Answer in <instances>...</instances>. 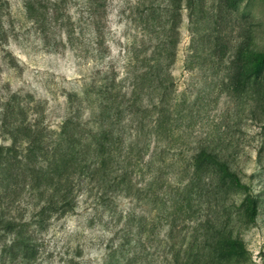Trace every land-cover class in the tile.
Listing matches in <instances>:
<instances>
[{
    "label": "trees",
    "instance_id": "16d2710c",
    "mask_svg": "<svg viewBox=\"0 0 264 264\" xmlns=\"http://www.w3.org/2000/svg\"><path fill=\"white\" fill-rule=\"evenodd\" d=\"M112 2L11 8L22 16L14 41L33 37L43 57L80 41L85 54L68 75L42 70L6 129L0 264H218L241 244L223 214H261L264 180L240 166L232 122L203 132L196 123L221 96L232 101L231 90L248 88L264 106V47L203 40L216 36L211 11L183 17L198 0H121L113 12L125 41H115Z\"/></svg>",
    "mask_w": 264,
    "mask_h": 264
},
{
    "label": "rangeland",
    "instance_id": "374dc122",
    "mask_svg": "<svg viewBox=\"0 0 264 264\" xmlns=\"http://www.w3.org/2000/svg\"><path fill=\"white\" fill-rule=\"evenodd\" d=\"M18 1L0 0V144L5 145L10 142L6 129L10 124L16 123L19 117L18 102L28 91L38 88L42 80L40 72L62 71L61 75H68L72 72L71 67H75L85 54V46L80 44V41H74L75 48H70V44L56 55L45 57L41 55L33 37L25 41L19 33L18 39L22 38L20 41H14L11 28L13 25L19 29L21 25L19 19L22 16L20 13L11 16L10 11L11 8H16ZM120 1L115 0L113 4L111 3L108 16V21L114 28L112 37L115 41H125L121 31L117 30L120 28L121 19L113 12L116 3ZM201 5L213 14V21L211 20L207 29L208 31L214 29L216 33L215 37L206 36L203 40L228 41L232 44L253 38L264 47V0H198L196 5H188L184 10L185 22L194 18L196 6ZM189 39L190 33L184 30L180 43L181 50ZM230 52L226 51L225 55ZM262 72L264 75V69ZM183 87L184 85L180 86ZM251 94L248 88L242 93L231 90L232 101H226V96H221L218 102L213 101L206 115L197 121L196 131L203 132L215 124L232 122L234 128L231 127L229 135L233 136L234 142L237 143L238 153L243 154L240 166L248 172L254 171L255 175L261 176L264 180V106H258ZM262 103L264 105V99ZM252 108H255L256 118L251 116ZM237 126L239 130L236 129ZM246 157L248 161L244 160ZM257 158L261 161L260 168L254 170L253 164ZM260 194L258 204L262 210L255 221L239 220L234 213L223 214L227 227L237 229L241 244L235 246L229 253L218 256V264H264V191ZM62 239L63 236L49 237L46 242L47 248L58 250Z\"/></svg>",
    "mask_w": 264,
    "mask_h": 264
}]
</instances>
